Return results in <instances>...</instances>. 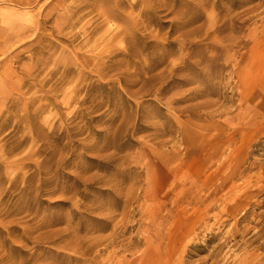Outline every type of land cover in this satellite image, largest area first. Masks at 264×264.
Returning <instances> with one entry per match:
<instances>
[{
  "label": "rangeland",
  "instance_id": "obj_1",
  "mask_svg": "<svg viewBox=\"0 0 264 264\" xmlns=\"http://www.w3.org/2000/svg\"><path fill=\"white\" fill-rule=\"evenodd\" d=\"M0 264H264V0H0Z\"/></svg>",
  "mask_w": 264,
  "mask_h": 264
}]
</instances>
